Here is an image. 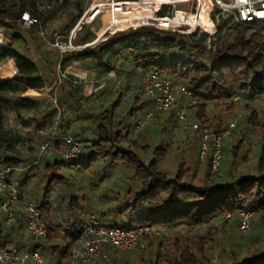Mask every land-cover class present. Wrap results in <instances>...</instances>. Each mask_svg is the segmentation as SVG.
<instances>
[{
	"label": "trees",
	"instance_id": "trees-1",
	"mask_svg": "<svg viewBox=\"0 0 264 264\" xmlns=\"http://www.w3.org/2000/svg\"><path fill=\"white\" fill-rule=\"evenodd\" d=\"M25 11L39 16L37 0H0V29L22 27L20 19ZM205 21L210 27V20L205 17ZM228 24L223 21L218 25L216 52L206 50L207 33H203L202 40L197 42L195 34L185 37L151 27L119 32L81 51L62 54L57 48L56 51L45 50L39 63L27 56L25 50L0 43V146L6 142L1 125L4 113L13 108L12 100L6 95L18 92L14 82H20L26 89L37 90L46 87L47 80L49 85L59 82L54 59L58 62L63 58L93 61L100 68L114 71L116 68L108 56L117 48L130 52L133 58V65L114 99L98 111L84 108L79 119L64 125L51 150L39 157L44 163V175L37 189L26 195L39 204L49 232L48 242L36 247L44 257L46 254H60L63 259L67 256L70 243L67 237H60V220L79 226L90 215L112 228L150 226L172 232L178 228L209 227L207 233L196 236L169 238L162 234L145 237L143 246L133 251H106L108 257H101L97 262L100 264H130L127 255L135 252H140L141 256L137 264H211L208 256L209 246L214 241L211 228L220 223L224 229L237 226L239 230L238 212L242 209H250L258 217H254L252 228L259 224L264 230V113L259 115L255 107L246 105L249 115L233 130L231 143L224 147L222 166L217 174H212L208 163L200 161L199 149L194 161L180 159L174 175L161 167L160 162L172 149V137L178 123L174 113L155 114L151 119V127L156 132L151 137L152 142L143 143V133L135 131L140 116L153 109L149 98L136 93L141 78L150 72H159L173 84L187 87L197 102L190 108L196 111L194 121L218 132L228 126L223 127L219 118L210 119V104H226L230 100L232 103L227 110H233V104L238 103L232 101L236 96L252 103L264 100V23H234L229 27ZM35 28L26 30L31 35ZM14 39L25 41L20 35ZM167 52H174V55L167 58ZM7 60H12L15 68V77L11 79L1 76V64ZM60 93V105L73 101L82 109L65 86ZM15 106L31 111L37 104L19 98L15 100ZM249 129L260 133L255 153L257 161L253 174L240 175L238 167L246 166L248 162ZM64 137L82 143V159L68 161L64 158L68 149ZM191 144L194 149L199 144L194 132L188 147ZM18 164L19 160L7 157L0 169ZM200 164L205 165L206 171L203 178L197 180ZM21 187L28 190L29 180L23 181ZM3 199L0 195V201ZM16 215V223L6 234L3 219H0V244L23 240L17 234L25 223L20 206L16 207ZM227 215H232L233 219L226 220ZM248 240L250 244L243 246L244 253L232 254L231 264H264V237L252 233Z\"/></svg>",
	"mask_w": 264,
	"mask_h": 264
},
{
	"label": "rangeland",
	"instance_id": "rangeland-1",
	"mask_svg": "<svg viewBox=\"0 0 264 264\" xmlns=\"http://www.w3.org/2000/svg\"><path fill=\"white\" fill-rule=\"evenodd\" d=\"M107 0H37V11L40 14L37 16L40 20V25L35 28L33 34L27 32L25 27H13L12 29H0V42L4 45L11 44L14 49H23L35 63H39L41 55L45 50L56 51L53 46L56 35L61 37V41H68L73 36V31L76 29L83 15L95 2L101 5ZM126 1V0H120ZM133 1V0H131ZM178 8H183L180 5ZM218 12H216V15ZM141 17L140 13L127 14L121 8H116L115 19L117 21H124V19H134ZM218 24L223 21L229 22L228 27L232 26V20L218 16L214 18ZM111 15L110 11L106 10L104 13L99 14L93 22L82 25L74 33L73 45L80 46L87 43H93L98 40L102 35L100 32L110 24ZM124 25V24H123ZM121 25L117 28L121 29ZM44 34V36L41 35ZM205 32H197L195 34V41L200 42L202 35ZM20 35L25 41H16L14 37ZM184 35V34H182ZM110 35L100 38L97 44L107 40ZM188 37V35H185ZM183 41L187 42L184 38ZM85 43V44H84ZM205 43V42H204ZM43 44V45H42ZM96 44V45H97ZM43 46V47H40ZM154 51L152 50L151 53ZM201 52V51H198ZM177 54V53H176ZM174 52H167L166 57L171 58ZM180 56V54H179ZM207 57V53H204ZM61 59V57L59 58ZM111 64L116 68L114 71L100 68L97 63L93 61H79L75 58L57 61L54 63L57 66V73L59 79L66 76L67 80L60 84L54 81L41 90L26 89L23 84L16 81L13 86L18 89V92L13 95H6L8 99L12 100L13 108L4 113L2 120V128L6 134V142L0 146V168L5 158L10 157L19 160L17 167L20 170L14 174L13 183L24 192L35 191L39 186V181L44 175V163L39 159L40 155L44 154V147L52 140L59 138L66 123L79 119L84 112L100 110L108 102L114 99L121 84L125 81L126 75L133 65V58L130 52L117 48L112 54L108 56ZM1 76L5 79L15 77V68L12 60H7L1 64ZM47 79V78H46ZM65 86L75 97V99L82 106L80 109L73 101L65 102L60 105L58 103L61 95V88ZM25 98L37 104V107L31 111L19 109L15 106V100ZM241 98V97H240ZM229 100L226 104L223 102L210 104L208 107V116L210 119L214 117L222 120L223 127L229 126L231 123L236 122L239 126L246 115H249L246 105L253 106L259 113H264V100L256 103L245 101L241 98L238 103L233 104V110H227L231 105ZM196 111L188 109V120L190 123H197L194 121ZM176 129L172 137V149L168 156L160 162L161 167L175 174L177 171L179 161L183 157L188 162L194 161V156L198 151L188 147L191 143L193 132L185 130L179 123L176 122ZM204 128V127H202ZM207 129V128H205ZM151 130V131H149ZM249 141L246 144V157L248 159L247 165H240L238 167V174H253L256 165V151L257 143L260 141L259 131L249 129ZM149 131V132H148ZM155 130L152 129L151 123L148 128L141 135L143 143L152 142L151 137L154 135ZM195 136H197L195 134ZM231 143V139L226 142V145ZM206 171L203 164L198 166L197 180H201ZM26 179L29 180L28 190L21 187V184ZM54 218V214H51ZM258 219V217H255ZM1 219V218H0ZM232 215H227L226 220L231 221ZM218 228V229H216ZM4 231L9 232L10 229L3 226ZM212 229L214 233V241L209 246L208 256L211 264H231L233 261V253H244L243 246L249 245V236L253 233L257 237H264V230L259 224H254L251 232L243 235L239 232L237 226L222 227L220 223H216ZM209 227L187 230L185 228H178L176 231L165 232L166 237H187L196 236L207 233ZM21 231V230H20ZM20 231L17 232L20 233ZM188 232V234H187ZM16 234V233H15ZM14 234V235H15ZM60 237H62L60 235ZM66 244H64L65 248ZM146 258L149 256L148 252L145 253ZM141 256L140 252L130 253L127 259L130 264H137ZM62 256L58 255H45V264H61ZM100 264V263H95ZM103 264V263H101Z\"/></svg>",
	"mask_w": 264,
	"mask_h": 264
},
{
	"label": "built area",
	"instance_id": "built-area-1",
	"mask_svg": "<svg viewBox=\"0 0 264 264\" xmlns=\"http://www.w3.org/2000/svg\"><path fill=\"white\" fill-rule=\"evenodd\" d=\"M180 5L184 8H178ZM95 6L97 3L94 2L83 15L73 31V36L68 41H61V37L56 35L53 46L62 54L94 47L100 38L106 35L113 36L119 32L137 30L141 27H151L167 33L188 36L199 31L205 32L208 34L205 44L207 52H216L219 24L217 20H214L215 17L218 18L220 15L238 24L264 23V0H107L98 5L99 9L95 10ZM118 7L127 14L140 13L141 17L126 18L121 29L112 30L115 23V11ZM164 9L167 11L164 12ZM106 10L110 11L111 22L98 40L74 46L75 31L82 25L93 22L99 14ZM216 12H218L217 15ZM205 17L210 20V27ZM40 23L39 18L30 11H25L21 15L20 24L27 29L37 28ZM41 35L44 36L43 33ZM66 78L63 76L59 83L62 84ZM136 93L149 98L153 103V109L140 116L135 126L136 133H143L155 114L174 113L178 123L185 130L197 135L200 161L210 165L212 174L219 173L224 147L237 126L236 122L231 123L222 132L202 128L198 123H190L188 109L197 103L192 93L187 87L173 84L165 79L164 75L159 72L145 74L141 78ZM240 100L241 98L236 96L232 101ZM63 140L68 146L64 153L66 160L77 161L83 158V146L80 141L72 137H64ZM54 142L55 140H51L43 151L49 152ZM19 170L17 166L0 169V195L4 198L0 201V218L3 219V226L10 229L16 223L17 206L21 207L25 218L24 228L19 233L23 240L9 245L0 244V264H45L44 255L36 247L48 242L49 232L43 221L39 204L13 183V176ZM238 217L239 232L243 235L249 233L255 213L250 209H242L238 212ZM3 232L7 233L4 229ZM164 233L163 230L150 226L134 229L107 227L95 215H90L87 221L79 226H73L60 220V235L67 237L70 243L67 256L62 264H95L101 257L107 259L106 251L130 252L143 246L145 237H159Z\"/></svg>",
	"mask_w": 264,
	"mask_h": 264
},
{
	"label": "bare ground",
	"instance_id": "bare-ground-1",
	"mask_svg": "<svg viewBox=\"0 0 264 264\" xmlns=\"http://www.w3.org/2000/svg\"><path fill=\"white\" fill-rule=\"evenodd\" d=\"M100 7L99 6H95V10H97V9H99ZM124 24V22H122V21H117L116 19H115V23H114V25L112 26V30H116L118 27H120L121 25H123Z\"/></svg>",
	"mask_w": 264,
	"mask_h": 264
},
{
	"label": "crops",
	"instance_id": "crops-1",
	"mask_svg": "<svg viewBox=\"0 0 264 264\" xmlns=\"http://www.w3.org/2000/svg\"><path fill=\"white\" fill-rule=\"evenodd\" d=\"M106 27L100 32L101 34L105 31Z\"/></svg>",
	"mask_w": 264,
	"mask_h": 264
}]
</instances>
